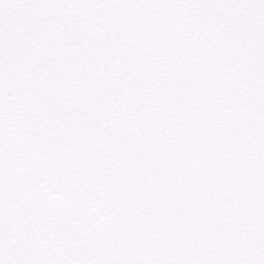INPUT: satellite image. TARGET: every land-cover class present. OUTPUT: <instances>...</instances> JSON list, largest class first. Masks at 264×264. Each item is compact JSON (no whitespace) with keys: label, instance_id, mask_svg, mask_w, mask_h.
<instances>
[{"label":"snow or ice","instance_id":"6c2138e0","mask_svg":"<svg viewBox=\"0 0 264 264\" xmlns=\"http://www.w3.org/2000/svg\"><path fill=\"white\" fill-rule=\"evenodd\" d=\"M0 264H264V0H0Z\"/></svg>","mask_w":264,"mask_h":264}]
</instances>
